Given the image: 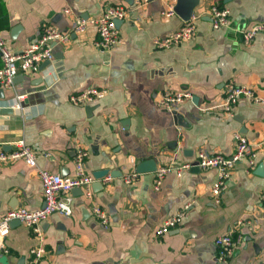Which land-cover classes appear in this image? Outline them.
I'll return each instance as SVG.
<instances>
[{"label":"crops","instance_id":"crops-1","mask_svg":"<svg viewBox=\"0 0 264 264\" xmlns=\"http://www.w3.org/2000/svg\"><path fill=\"white\" fill-rule=\"evenodd\" d=\"M168 2L0 0V37L14 49L36 40L45 24L69 32L76 16H95L106 4L127 9L115 45L97 47L93 26L70 32L68 41L54 43L48 63L17 74L13 87L0 93V147L10 151L22 138L36 156V166L20 158L0 161V216L19 206L41 207L38 169L72 176L76 146L87 152L88 173L108 170L101 184L95 179L90 185V197L83 189L71 191L70 214L53 212L39 224L45 252L35 264H264V102L240 96L231 114L220 105L228 83L264 97V33L245 44L238 31L264 21V0H199L194 34L157 47L153 39L183 21L162 13ZM212 4L229 8L227 26L212 27ZM89 87L106 93L91 103L70 102V95ZM177 90L191 98L170 110L157 105L161 93ZM17 93L25 94L21 110L12 107ZM235 132L257 145L255 163L237 162L216 201V169L196 165L197 151L229 155ZM146 160L156 168L192 164L179 175L167 173L158 188L156 168L125 183L123 175ZM93 204L105 211L106 225L92 214ZM185 205L177 227L156 235L163 219ZM231 228L241 241L222 261L214 241ZM38 243L29 227L11 221L0 255L6 264H28Z\"/></svg>","mask_w":264,"mask_h":264},{"label":"built area","instance_id":"built-area-1","mask_svg":"<svg viewBox=\"0 0 264 264\" xmlns=\"http://www.w3.org/2000/svg\"><path fill=\"white\" fill-rule=\"evenodd\" d=\"M150 0H133L136 7L145 5ZM176 0H169L166 3V8L162 11L163 14L171 16L176 14L174 4ZM230 10L226 6L212 4L209 6L207 14L213 28H223L228 25ZM127 9L122 4H106L99 14L89 17L76 16L72 22L69 32L60 31L52 24H45L42 27L39 37L31 41L21 49H14L0 37V88L11 89L13 80L17 74L30 73L35 71L39 64L44 61H50L53 58V45L56 42L64 43L68 41L70 32L78 33L85 30L87 26L95 27L97 38L95 45L100 49L109 48L119 41L118 22L126 17ZM198 14L194 11L190 18L183 20L180 27L166 34L163 37H156L153 43L157 47H169L181 40L190 38L196 31L195 19ZM241 33L242 42L247 44L258 33H264V21H255L249 27L238 29ZM106 89L103 87H89L84 91L70 95V102L74 104L91 103L95 99L103 97ZM189 91H165L157 98V105L172 109L177 103L191 98ZM247 97L254 102H264V97L257 95L251 87L245 85H236L228 83L224 89L221 107L223 110L231 114L232 107L240 97ZM25 94L17 93L13 99L12 107L18 110L23 108L22 101ZM235 147L234 151L229 155L220 153H210L205 149L197 151L195 163L201 168L216 169V180L211 186V193L215 200H218V195L226 188L227 180L230 178L235 164L242 159H246L252 167L255 163L257 155V145L253 144L241 132H235ZM14 148L10 151H4L0 147V161H8L16 158L22 159L25 163L31 166H36V156L33 149L22 139L13 141ZM87 152L80 146H76L74 156V174L72 176L62 175L43 169H38V175L42 183L43 204L36 209H27L24 206L11 208L0 216V238L7 235L10 222L18 220L29 227L33 235L38 238V245L31 249V258L28 264L37 263L39 257L45 252L42 246V231L39 224L45 220L51 213L59 212L68 215L71 213V191L74 188L84 190L87 197L91 196V184L95 181L92 174L88 173L84 167V158ZM192 163L184 162L181 164H167L159 166L155 169V188L161 184L163 177L175 171L180 174L184 168H189ZM136 168H132L123 175L125 183L129 184L138 175ZM110 176L104 179L108 180ZM264 199V193L262 194ZM175 214L167 216L162 223L156 228L155 234L162 235L170 229L177 227L185 213V208ZM264 210V206H263ZM92 214L106 225L107 215L105 211L97 204H93L91 208ZM235 229L231 228L226 233L218 235L215 238V245L218 249L217 257L222 261L229 259L233 250L239 245L241 237L234 234Z\"/></svg>","mask_w":264,"mask_h":264},{"label":"water","instance_id":"water-1","mask_svg":"<svg viewBox=\"0 0 264 264\" xmlns=\"http://www.w3.org/2000/svg\"><path fill=\"white\" fill-rule=\"evenodd\" d=\"M198 2H199V0H176V2L174 4V11L181 19L187 20L188 18H190L191 14L193 13V10H194L195 6L198 4ZM44 62L48 63L49 61H44ZM1 92H2V89L0 88V93ZM155 168H156V165L152 160L137 161L136 162V170L138 172L154 170ZM259 168L261 170L262 166L261 167L259 166ZM107 172H108L107 169H99V170L94 171L92 173V175L96 179V182L101 184L100 179L103 176H105L107 174ZM78 189L80 190L81 188L78 187ZM13 221H18V220H13ZM0 262L3 264H6V256L5 255H0Z\"/></svg>","mask_w":264,"mask_h":264}]
</instances>
